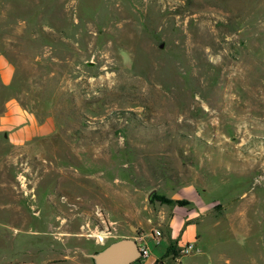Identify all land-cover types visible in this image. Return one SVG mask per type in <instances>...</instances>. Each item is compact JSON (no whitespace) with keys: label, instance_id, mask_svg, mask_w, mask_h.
Masks as SVG:
<instances>
[{"label":"rangeland","instance_id":"obj_1","mask_svg":"<svg viewBox=\"0 0 264 264\" xmlns=\"http://www.w3.org/2000/svg\"><path fill=\"white\" fill-rule=\"evenodd\" d=\"M0 50V109L56 124L23 147L0 134V264H92L175 214L264 264V0H0Z\"/></svg>","mask_w":264,"mask_h":264},{"label":"crops","instance_id":"obj_2","mask_svg":"<svg viewBox=\"0 0 264 264\" xmlns=\"http://www.w3.org/2000/svg\"><path fill=\"white\" fill-rule=\"evenodd\" d=\"M13 82L14 66L0 50V91H10ZM55 132L56 124L52 116L38 117L23 107L14 96H9L3 100L0 109V134L10 146L23 147L46 139ZM168 229V233L162 236L158 244L159 246L162 244L159 254L154 255L150 251L146 258H141L133 264H248V262H240L234 255L240 252L248 256L253 252V248L238 245V237H236L238 232L233 230L229 231L228 234L231 236L228 238L224 231L219 230L215 233L211 230L207 231L206 240L203 238L204 245L200 247L199 242L203 236L200 235L199 224L193 221L191 217L184 218L182 215H173L168 222ZM218 233L224 236L218 238L216 235ZM147 235H134L132 237L141 246H149V240L155 243L151 236ZM240 236L244 240L247 238L245 234ZM191 237H195L193 246H199L201 252L199 254L181 255L180 250L182 248L179 244L182 243V240L190 241ZM212 239H215L213 243ZM169 243L174 244L177 248L174 254H166Z\"/></svg>","mask_w":264,"mask_h":264},{"label":"water","instance_id":"obj_3","mask_svg":"<svg viewBox=\"0 0 264 264\" xmlns=\"http://www.w3.org/2000/svg\"><path fill=\"white\" fill-rule=\"evenodd\" d=\"M156 194V189L152 188L145 194L146 203L150 204ZM132 231H136L131 227ZM92 264H133L142 258L138 244L133 237L120 238L111 241L102 249L83 254Z\"/></svg>","mask_w":264,"mask_h":264},{"label":"built area","instance_id":"obj_4","mask_svg":"<svg viewBox=\"0 0 264 264\" xmlns=\"http://www.w3.org/2000/svg\"><path fill=\"white\" fill-rule=\"evenodd\" d=\"M110 233L109 231H102L98 234V236H96L97 238V242L100 244V245H103L105 243V240L108 239ZM151 238L154 240V242L156 244H159L161 238H162V235L160 233V231L158 230H154L152 233H151ZM139 247V250L142 254V258H146L148 255H149V251H148V248L146 245H138ZM181 254L182 255H190L194 252H198V249L196 247H194L193 245L191 246H186L185 248H182L180 250Z\"/></svg>","mask_w":264,"mask_h":264},{"label":"trees","instance_id":"obj_5","mask_svg":"<svg viewBox=\"0 0 264 264\" xmlns=\"http://www.w3.org/2000/svg\"><path fill=\"white\" fill-rule=\"evenodd\" d=\"M155 199H158L161 203L167 204V205L184 204V202H182V201H180V202L179 201H173L170 199H166L164 197H159L156 194L153 197V200H155ZM176 250H177V248L175 247V245L172 243H169L166 254H170V253L174 254V252H176Z\"/></svg>","mask_w":264,"mask_h":264}]
</instances>
